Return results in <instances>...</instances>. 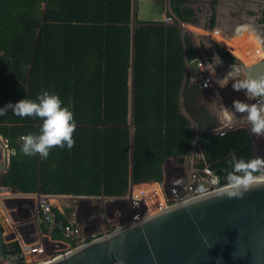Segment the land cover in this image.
I'll use <instances>...</instances> for the list:
<instances>
[{
	"label": "trees",
	"instance_id": "1",
	"mask_svg": "<svg viewBox=\"0 0 264 264\" xmlns=\"http://www.w3.org/2000/svg\"><path fill=\"white\" fill-rule=\"evenodd\" d=\"M39 1L0 0V108L35 100L42 90L70 107L76 143L70 151L56 147L41 158L46 183L63 191L95 192L100 177L110 182L125 167L131 61L134 180L160 179L164 155L188 152L195 138L203 156L199 166L211 168L219 185H226L229 153L255 158L244 128L196 136L179 111L185 46L175 26L138 25L131 31L130 0H46L42 15L35 11ZM183 1L171 0L179 16ZM22 64H28L26 73ZM32 119L9 109L0 116V134L15 145L12 137L36 133ZM34 119L39 133L42 121ZM19 249L17 242L6 243L4 253Z\"/></svg>",
	"mask_w": 264,
	"mask_h": 264
},
{
	"label": "rangeland",
	"instance_id": "2",
	"mask_svg": "<svg viewBox=\"0 0 264 264\" xmlns=\"http://www.w3.org/2000/svg\"><path fill=\"white\" fill-rule=\"evenodd\" d=\"M196 1L181 2L182 14L179 16L171 0H130V29L133 31L138 25L175 26L185 46V69L176 102L195 135L244 128L255 157H264V137L253 135L250 125L240 122L243 120L240 114H236V123H230L229 114L234 111V101H254L243 92L234 91L231 79L223 84L230 65L234 66L239 78H247L243 64L249 65L253 60L250 51H246L248 44H252L247 36L239 40L234 34L229 36L222 25L212 27L204 13L198 12V17L191 16V12L189 15L191 6H198ZM46 2L39 1L35 11L42 15ZM236 22L241 24L244 21ZM250 30L255 37L260 35L254 29ZM259 31L263 33L261 29ZM262 39L257 40L259 44ZM214 54L221 57L222 66L215 65ZM190 63H193L192 67ZM20 68L26 73L28 64H22ZM128 85L127 120L123 124L128 132V161L112 181L106 182L100 177L95 192L63 191L46 183L40 172L41 156L21 153V137L24 135L12 137L16 144L11 145L9 139L0 134V222L5 244L17 242L20 248L15 253L4 254L0 264H39L162 207L208 191V176L199 166L202 156L198 138L194 139L188 152L164 155L160 179H133L132 61ZM32 125L35 134H39L36 130L39 123L34 118Z\"/></svg>",
	"mask_w": 264,
	"mask_h": 264
},
{
	"label": "water",
	"instance_id": "3",
	"mask_svg": "<svg viewBox=\"0 0 264 264\" xmlns=\"http://www.w3.org/2000/svg\"><path fill=\"white\" fill-rule=\"evenodd\" d=\"M243 70L264 77V57ZM225 189L162 207L39 264H264V186L242 198ZM4 245L0 222V261Z\"/></svg>",
	"mask_w": 264,
	"mask_h": 264
},
{
	"label": "clouds",
	"instance_id": "4",
	"mask_svg": "<svg viewBox=\"0 0 264 264\" xmlns=\"http://www.w3.org/2000/svg\"><path fill=\"white\" fill-rule=\"evenodd\" d=\"M216 66H222L223 60L217 54L213 55ZM232 81V89L243 92L249 100L247 103L236 100L233 102L234 111L230 113V123H236V114L250 125V132L257 137H264V77L239 78V74L230 65L223 77V84ZM71 100L69 99V105ZM11 109L15 116L21 118H36L42 121L39 134H27L21 137V153L25 156L39 154L47 159L51 150L60 147L72 150L75 146L73 134L76 130V121L70 107L64 106L59 95L42 90L36 99H22L15 104L8 103L0 108V116L7 115ZM224 180L226 181V194L229 198H242L251 190L264 186V157H255L245 160L239 158L235 152L229 153L226 162Z\"/></svg>",
	"mask_w": 264,
	"mask_h": 264
},
{
	"label": "crops",
	"instance_id": "5",
	"mask_svg": "<svg viewBox=\"0 0 264 264\" xmlns=\"http://www.w3.org/2000/svg\"><path fill=\"white\" fill-rule=\"evenodd\" d=\"M217 1V0H216ZM199 2V1H196ZM263 0H218L216 2L217 4V14L215 19V25L219 24L222 25V28L224 32H226L229 36L234 34V38L239 40L240 37H246L247 34L244 33L245 30L252 32L249 30L248 27H253V29L256 31L257 34L261 33L259 29L264 31V21H261L260 19L256 18L255 16L251 14H247L246 10H253L251 7H256L257 5L261 4ZM248 7V9L240 10L241 6ZM242 6V7H243ZM238 15V17H237ZM219 20L222 22L219 23ZM237 20H242L244 22H241V24L237 23ZM232 24L233 27H232ZM240 26L235 30V26ZM246 28V29H245ZM229 29L231 31H229ZM255 35V34H253ZM237 36V37H236ZM227 39V37H226ZM245 41V40H243ZM248 42H250L252 45H254V38L249 37ZM250 45V44H249ZM251 45V46H252ZM251 46H249V50L252 49ZM245 49V48H244ZM248 50V49H246ZM251 51V50H250Z\"/></svg>",
	"mask_w": 264,
	"mask_h": 264
},
{
	"label": "flooded vegetation",
	"instance_id": "6",
	"mask_svg": "<svg viewBox=\"0 0 264 264\" xmlns=\"http://www.w3.org/2000/svg\"><path fill=\"white\" fill-rule=\"evenodd\" d=\"M197 1H199V2H196V3L194 2V3L196 5H198V6H195V7L191 6V10H192L191 16H193V15L195 16L198 12L200 14L204 13V15H206V17L208 18L207 21H208L209 25L211 24V26L213 27L214 24H215V19H216L215 17H216V14H217V4H216V2L218 0L217 1L216 0H197ZM242 6L240 7L241 11L245 10V9H248V7H245V6L242 7ZM251 9H253V10H246V12L251 13L253 16H255L256 18L260 19L261 21H264V0H263V2L261 4L257 5L256 7L252 6ZM196 17H198V16L196 15ZM220 22H222V21L219 20V23ZM237 27H240V26H237ZM250 29L253 30V27L249 28V30ZM244 33L247 34V38H249V37L254 38V46H252L254 48L250 49V50L254 51L253 53H255L257 56L264 57V31H263V33H260V35H257V37L260 38V39H258L253 34H251L253 32L249 33V31L245 30ZM261 37L263 39H262V41L259 44L258 41L261 40ZM256 38H257L258 41L256 40ZM244 43H246V42H244ZM248 46H250V45L248 44ZM247 49L249 50V48H247Z\"/></svg>",
	"mask_w": 264,
	"mask_h": 264
},
{
	"label": "built area",
	"instance_id": "7",
	"mask_svg": "<svg viewBox=\"0 0 264 264\" xmlns=\"http://www.w3.org/2000/svg\"><path fill=\"white\" fill-rule=\"evenodd\" d=\"M2 53H3V50L0 49V55ZM203 170L208 176V186H207L208 191L223 186V185H219V177L211 168H209L207 165H205V166H203Z\"/></svg>",
	"mask_w": 264,
	"mask_h": 264
},
{
	"label": "bare ground",
	"instance_id": "8",
	"mask_svg": "<svg viewBox=\"0 0 264 264\" xmlns=\"http://www.w3.org/2000/svg\"><path fill=\"white\" fill-rule=\"evenodd\" d=\"M176 17V16H175ZM237 25L235 26V30H237ZM245 50V49H244ZM241 51H243V50H241ZM247 51V50H246ZM250 51V50H249ZM249 54H250V56H251V59H253L252 61H250V62H253V61H255L257 58L256 57H259V56H257L255 53H253L252 51H250L249 52ZM254 58H256V59H254ZM244 71V70H243ZM245 73V72H244ZM2 147V146H1ZM155 193V192H154Z\"/></svg>",
	"mask_w": 264,
	"mask_h": 264
}]
</instances>
